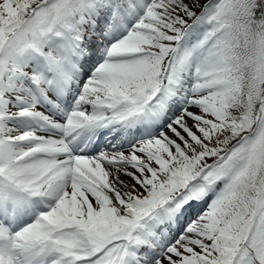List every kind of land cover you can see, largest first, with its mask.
<instances>
[{
  "label": "snow or ice",
  "instance_id": "snow-or-ice-1",
  "mask_svg": "<svg viewBox=\"0 0 264 264\" xmlns=\"http://www.w3.org/2000/svg\"><path fill=\"white\" fill-rule=\"evenodd\" d=\"M0 264H264V0H0Z\"/></svg>",
  "mask_w": 264,
  "mask_h": 264
}]
</instances>
